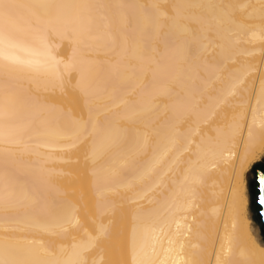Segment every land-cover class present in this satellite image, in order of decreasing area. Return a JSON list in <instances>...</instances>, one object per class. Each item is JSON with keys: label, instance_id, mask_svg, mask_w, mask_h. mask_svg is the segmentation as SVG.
<instances>
[{"label": "bare ground", "instance_id": "1", "mask_svg": "<svg viewBox=\"0 0 264 264\" xmlns=\"http://www.w3.org/2000/svg\"><path fill=\"white\" fill-rule=\"evenodd\" d=\"M264 0H0V264H264Z\"/></svg>", "mask_w": 264, "mask_h": 264}, {"label": "rangeland", "instance_id": "2", "mask_svg": "<svg viewBox=\"0 0 264 264\" xmlns=\"http://www.w3.org/2000/svg\"><path fill=\"white\" fill-rule=\"evenodd\" d=\"M262 162H264V158L260 163L256 164L255 166L251 168L250 172L248 173L246 177V181H247V193H248V210H249V217L251 220V224H252L253 229L255 230L259 238L261 239V241L264 243V234H262L261 232V229L262 228L264 229V226H262L261 217L252 208L251 195H250V185L252 181L254 180L253 170L255 167L262 164Z\"/></svg>", "mask_w": 264, "mask_h": 264}, {"label": "flooded vegetation", "instance_id": "3", "mask_svg": "<svg viewBox=\"0 0 264 264\" xmlns=\"http://www.w3.org/2000/svg\"><path fill=\"white\" fill-rule=\"evenodd\" d=\"M260 170H264V162L262 164L258 165L254 168L253 174H254V180L252 181L250 185V195H251V205L253 210L260 216L261 207L259 206V183H258V172Z\"/></svg>", "mask_w": 264, "mask_h": 264}, {"label": "water", "instance_id": "4", "mask_svg": "<svg viewBox=\"0 0 264 264\" xmlns=\"http://www.w3.org/2000/svg\"><path fill=\"white\" fill-rule=\"evenodd\" d=\"M264 179V170L258 172V183H259V206L261 207L260 217L262 226H264V183H261V180ZM262 234H264V229H261Z\"/></svg>", "mask_w": 264, "mask_h": 264}, {"label": "snow or ice", "instance_id": "5", "mask_svg": "<svg viewBox=\"0 0 264 264\" xmlns=\"http://www.w3.org/2000/svg\"><path fill=\"white\" fill-rule=\"evenodd\" d=\"M261 183H264V179L261 180Z\"/></svg>", "mask_w": 264, "mask_h": 264}]
</instances>
